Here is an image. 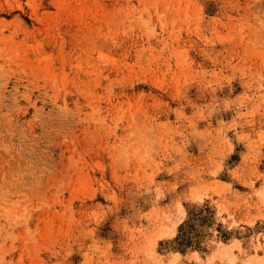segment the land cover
<instances>
[{"label":"rangeland","instance_id":"obj_1","mask_svg":"<svg viewBox=\"0 0 264 264\" xmlns=\"http://www.w3.org/2000/svg\"><path fill=\"white\" fill-rule=\"evenodd\" d=\"M0 264H264V0H0Z\"/></svg>","mask_w":264,"mask_h":264}]
</instances>
